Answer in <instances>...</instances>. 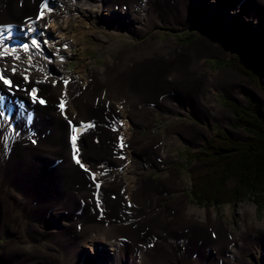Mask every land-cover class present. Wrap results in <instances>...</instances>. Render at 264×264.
<instances>
[{"label":"bare ground","instance_id":"bare-ground-1","mask_svg":"<svg viewBox=\"0 0 264 264\" xmlns=\"http://www.w3.org/2000/svg\"><path fill=\"white\" fill-rule=\"evenodd\" d=\"M44 1L0 0V22L9 33L0 39V74L20 86L9 89L0 82V236L8 237L0 264H102L82 254L84 248L106 252L104 264H198L199 258L205 264H237L235 257L252 264L253 259L242 257L244 246L237 238L243 229L234 238L215 209L190 207L184 194L171 198L170 191L184 188L176 170L156 179L147 173L174 160L170 143L153 134L156 112L190 111L197 121L227 127L231 113L208 95L222 91L244 101L246 92L264 99L255 83L239 82L237 71L214 72L205 63L212 54L230 55L208 34L234 44L240 17L264 25V0H47L49 11L38 18ZM206 1L216 7L203 13ZM104 14L106 22L99 18ZM85 16L92 25L82 20ZM190 23L206 35L182 48L174 46V36L156 39L161 24L184 28ZM148 28L152 35L125 46L102 66L85 60L74 71L62 67L65 58H76L65 51L77 37L91 35L108 48L113 39L107 34L137 37ZM15 34L24 37L29 50L4 55L1 46ZM253 45L250 36L244 46ZM33 88L45 104L33 102ZM86 122L93 125L75 141L82 168L74 157L73 128ZM144 127L150 130L142 135ZM164 131L171 142L177 135L193 146L209 135L192 121ZM18 209L22 219L14 218ZM52 210L62 225L49 220ZM206 221L214 230L204 238ZM261 225L255 222L253 228L264 231ZM26 237L53 238L57 247L34 246L30 253L22 244ZM253 243L254 250L264 249V233L255 234Z\"/></svg>","mask_w":264,"mask_h":264},{"label":"rangeland","instance_id":"rangeland-1","mask_svg":"<svg viewBox=\"0 0 264 264\" xmlns=\"http://www.w3.org/2000/svg\"><path fill=\"white\" fill-rule=\"evenodd\" d=\"M250 4V2H249ZM216 4L214 2L206 1L204 2L202 6V12L205 13L207 11H211L212 9H215ZM229 17V16H228ZM100 20L106 22L105 20H109V15L104 14L103 16H99ZM82 20H85V23L91 24V19L89 16H85ZM96 21V19H94ZM75 25L77 23L75 22ZM201 28H203L205 31H207L208 27L206 25H202ZM236 29L240 33V36L238 35L237 41L233 44L227 43L224 38L219 37L218 34L211 31V34L208 36L212 39L213 42H215L218 46H221L225 50L230 52V55L227 57H223L220 55H211L207 56L205 58V63L208 69L217 72L219 70L224 69H230L233 71H237L226 62L229 59H232L234 57V54L241 53L243 56L251 55L254 53L257 45L259 44L257 40L263 41L264 44V25H260L258 27L255 25L250 19L240 17L236 23ZM158 30V37L156 39H164L169 36H174L176 38V43H174V46H180L181 48L189 45L191 43L196 42L201 35H206L205 32H201L198 30V27L195 26L194 23H190V25L184 27V28H176L169 24H161L159 27H157ZM153 29L148 28L144 34L137 36L133 34H124L122 32L117 33L116 35L107 34L110 38L113 39L112 43L108 45V48L106 46L102 47V44L97 41L94 37L91 35H86L83 37H77V42L72 45L70 50H67L65 52L71 51L73 52L72 55H74L76 58H65L62 64V67L65 71H74L76 68L80 67L82 63L87 60L91 67H99L102 66L105 62L108 63L110 60H115L116 56L119 54L120 50H123L126 47H129L131 45L137 44L143 40H145L150 34L152 35ZM85 33H88L86 31ZM135 36V37H134ZM250 36L254 37V45L246 49L245 44ZM117 43V44H116ZM123 44V45H122ZM64 50V49H63ZM260 50V48H259ZM259 54V51L257 52ZM261 74L259 75V84L264 85L263 75H264V67L260 68ZM239 73V72H237ZM240 74V73H239ZM241 75V74H240ZM251 81L252 83H255L256 86L259 88V91L263 94V90L257 85L256 82H253L252 80L248 79L247 77L241 75L239 82L241 84H245L246 81ZM243 95L245 96L244 101H236V99L230 98L228 95H226L222 91H217L214 95H208L211 96V98L214 100L213 103H215L216 106L222 107L223 109L228 110L231 113L230 118V124L227 127H221L217 122H214L213 124L208 123L207 121H197L192 115L190 111L185 112H177L176 114H170V113H163V112H156L153 119L155 126L152 128L154 129L153 134H162L163 143L169 144V152L174 157V160L168 164L166 168L163 170L161 169H154L150 170L149 173H147V176L152 177L153 179L159 178L160 176H164L165 174H168L169 170H176L177 175L179 179H181L184 183V188L180 189L178 191H170L169 195L171 198L177 197L180 194H184L188 197V203L190 207L194 208H213L215 209L216 216L220 218V225L226 226L229 231L234 235V238L236 237L239 230L243 229L244 234L240 235L239 238L241 242L243 243L244 250H243V258L247 259H253L252 264H264V249L258 248L253 249L252 246L255 245L253 243L254 235L255 234H263L264 231L262 228H253V225L255 222L262 223L264 226V212L260 211L258 208H256V204H254L251 200H245L243 202L233 204H224L220 206H197L193 203H191L189 195H188V189H190V178L189 175L191 173H195L201 169L206 168V165L204 162H197L193 159L189 158V153H196L203 145L204 141L208 140L209 137L213 135V133L216 131V129L221 128L227 131V134L234 138L235 140H245L247 138V132L243 130L242 128L238 127L236 125V121L234 120L235 116L233 113V106L231 103H235L236 106L241 107L244 104L247 103V98L251 99V101H256L264 105V99L255 98L250 93L243 92ZM264 96V94H263ZM247 100V101H246ZM128 114H126L127 116ZM199 122L202 126H205L206 129L209 131V135L207 137H204L201 144L197 146H193L191 143H186L181 138L177 137V135L174 136L173 142H171L168 134L164 131L166 127L173 124H181L183 122ZM147 127H144L141 129V134L145 135L147 131H149ZM130 173V172H129ZM127 173L126 176L132 174ZM2 187V184H0V189ZM244 212V213H242ZM14 218L22 219V211L21 209H18L13 213ZM244 215V217H243ZM49 220L53 221L57 225H62L64 223V220L62 218H59L57 216V212L55 210H52L49 214ZM25 220V219H24ZM243 220V224H242ZM23 224V228H26V221ZM209 222V221H208ZM207 221L205 222L208 223ZM211 222V221H210ZM208 224L209 229L202 230V235L204 238L209 237V235L213 232L214 226L211 227V224ZM49 223V222H48ZM214 223V222H212ZM247 226L250 231H247V229L243 228ZM261 225V226H262ZM225 227V231L226 228ZM22 228V231H23ZM200 228H204L203 226H200ZM264 228V227H263ZM80 229V228H79ZM222 231V230H221ZM227 232V231H226ZM23 233H25L23 231ZM217 233V232H216ZM227 238V233L225 234ZM27 239V237H26ZM44 239V238H43ZM41 239V241L36 242L34 239H27V242L22 243L25 248H27L28 252L33 251V247L37 246L41 248L42 250L48 249V246H56V242L53 238H45L44 240ZM43 240V241H42ZM8 241V237L3 234L0 236V249L2 245ZM104 244L103 242L97 241V244ZM57 247V246H56ZM95 248L98 249L97 245H95ZM212 248V247H211ZM214 250V249H213ZM81 253L85 254V256H92L95 258V260H98L104 264V260L107 258V253H103L102 251H91L89 249H81ZM64 257L63 254L61 256ZM256 258V260L254 259ZM237 264H244L241 262L238 257H235ZM219 261V259H218ZM220 262V261H219ZM207 263V262H206ZM185 264H188L185 262ZM198 264H205L204 260L199 258ZM221 264H226L225 262ZM231 264V263H230ZM235 264V263H234Z\"/></svg>","mask_w":264,"mask_h":264},{"label":"trees","instance_id":"trees-1","mask_svg":"<svg viewBox=\"0 0 264 264\" xmlns=\"http://www.w3.org/2000/svg\"><path fill=\"white\" fill-rule=\"evenodd\" d=\"M257 41L253 54L236 53L226 64L256 82L264 94V85L258 82L264 67V44ZM247 100L241 107L231 103L236 125L247 132L245 140H235L218 128L196 153L188 154L206 165L189 175L191 203L207 207L248 199L264 212V105Z\"/></svg>","mask_w":264,"mask_h":264},{"label":"snow or ice","instance_id":"snow-or-ice-1","mask_svg":"<svg viewBox=\"0 0 264 264\" xmlns=\"http://www.w3.org/2000/svg\"><path fill=\"white\" fill-rule=\"evenodd\" d=\"M44 7H45V8L48 7L47 0H46V2H45V4H44ZM43 15H44V13H43V11H41V13H40V17H38V18H42ZM35 43H36V42L33 41V44H35ZM25 49L27 50V45H25ZM12 71L15 72L16 70L13 69ZM26 79H27V78H26ZM0 82H3V84L7 85V86L9 87V89H11V88H13V87H16V88H19V87H20L19 85H14V84H13V81H12L11 79H9V78H6V76H5L4 74H0ZM31 95H32V98H33V102H34V103H36V102H38V103H40V104H45V103H46V101H45L44 99H42V98H38V97H37V89L33 88V89L31 90ZM60 107H61V109H63V108H64V104H61ZM91 126H92V125H89V127H91ZM75 141H76V137L74 136V137H73L74 157H75V159H76V163L79 164L82 168H84L85 165L81 163V160H80V158H79V150L75 148ZM120 146H121V147H124L123 143H121ZM85 170H86V171H89L88 169H85ZM93 178L95 179V175L93 176ZM97 188H99V184H97Z\"/></svg>","mask_w":264,"mask_h":264},{"label":"water","instance_id":"water-1","mask_svg":"<svg viewBox=\"0 0 264 264\" xmlns=\"http://www.w3.org/2000/svg\"><path fill=\"white\" fill-rule=\"evenodd\" d=\"M259 82V81H258ZM247 101V100H246ZM222 130H224V129H222ZM224 131H226V130H224ZM226 133H227V131H226Z\"/></svg>","mask_w":264,"mask_h":264}]
</instances>
